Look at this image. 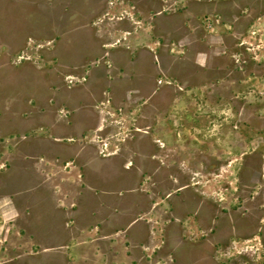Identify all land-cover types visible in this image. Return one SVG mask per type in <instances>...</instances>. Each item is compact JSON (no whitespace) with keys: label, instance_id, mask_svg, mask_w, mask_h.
<instances>
[{"label":"rangeland","instance_id":"1","mask_svg":"<svg viewBox=\"0 0 264 264\" xmlns=\"http://www.w3.org/2000/svg\"><path fill=\"white\" fill-rule=\"evenodd\" d=\"M214 1L0 0V264H264V0Z\"/></svg>","mask_w":264,"mask_h":264},{"label":"crops","instance_id":"2","mask_svg":"<svg viewBox=\"0 0 264 264\" xmlns=\"http://www.w3.org/2000/svg\"><path fill=\"white\" fill-rule=\"evenodd\" d=\"M227 2L226 0H219V1H214L213 2V6H211V11L210 12H213V13H217V14H220L222 16V18L224 20H227V15H228V12H230L231 16H235V15H238V14H242V12H237L238 9H241V10H246V11H249V10H252V4L256 1H249V0H241L240 2H235V1H230V3L233 5V8L231 9V11H226V8L220 6L222 5V3H225ZM200 7H202L200 5ZM200 10H203V9H200ZM204 11V10H203ZM180 14L183 15V18L184 20L186 21L187 18H188V15L185 14V12H181ZM229 20V19H228ZM171 22L168 21V24H170ZM184 26L185 25V22H184ZM183 26V27H184ZM188 26L187 28H182L183 30L187 31L188 30ZM220 32H221V35L224 36V38L226 37H229L230 35L228 34L227 31H225L224 29H220ZM202 34H199L197 36V42L196 44H199L201 45L202 47V52L201 53H204L203 49L209 51V52H214L216 51L214 48H213V45H214V40L206 33V31L203 29L201 31ZM238 35H244V32H237ZM186 38H188V33L186 34ZM142 40V39H141ZM139 40V39H132L130 41V50L132 51L131 53H129L127 60H123V61H120V62H115V66L117 68V70L121 73V75L124 76V78H128L131 79V78H134L135 79H139L138 78V71H137V66L140 62V60L138 59L139 55L136 54L139 50H141L142 48H145L147 51H149L150 49H148L147 47L151 46V43H148L147 45H142V41ZM200 45H195V52L193 54V63L195 64V68L194 69V74L196 76H202L203 73L206 72V70L211 66V68H213V62H210L208 63L206 60H200ZM216 46V45H215ZM218 46V45H217ZM101 48H104L103 45H101ZM119 52V51H118ZM120 52H123V51H120ZM134 52V53H133ZM190 60V59H189ZM105 68H100V69H97V70H93L92 73L90 74V77H89V84H88V87L86 90H89V93L88 95H85V94H82L86 99H87V96H88V99L91 98V97H97L98 95H94L93 91H94V88L98 86V84L101 86H106V85H110L112 84V89L113 88H117L119 85H121V87L125 86L126 85H129L131 84V81L128 82V81H124V79H116L114 82L113 81H108L106 80V72H105ZM203 77V76H202ZM202 77L200 79H202ZM105 80V81H104ZM126 80V79H125ZM204 81V80H203ZM201 81V83L203 82ZM130 86V85H129ZM99 87V88H100ZM128 87H126L125 90H127ZM78 95H81V94H78ZM77 96V94H76ZM76 148H80L79 145L78 147ZM78 151L76 152V154H78ZM87 179V178H86ZM89 191H83L84 195H86L84 198V201H85V204H89V202L91 200H94L95 202V199L93 194L90 192L91 191V187L88 188ZM92 197V198H91ZM97 205H99L98 208L96 209H88V210H85L84 211V214H87L89 217L90 215H92L93 213L95 212H104L105 209H103L102 211V207H104V204L102 203H98ZM91 206V205H90ZM102 215V213H101ZM100 217V216H99ZM99 219V218H98ZM111 231H116V230H111ZM211 243L210 242H205V241H197L195 243H192V242H187V243H184L182 242L181 244V247H180V258L184 261H187L190 262L192 261L191 259H193V257H195V254H200V256H198V260L197 261H202L204 263L206 262H209L208 259H209V255H206L205 257L203 256L202 254V251L203 250H210L211 248ZM207 254V252H206ZM110 261L112 262V264H123V259H122V256L121 255H115L113 257H110ZM203 263V264H204ZM188 264V263H186ZM192 264H195V263H192Z\"/></svg>","mask_w":264,"mask_h":264},{"label":"flooded vegetation","instance_id":"3","mask_svg":"<svg viewBox=\"0 0 264 264\" xmlns=\"http://www.w3.org/2000/svg\"><path fill=\"white\" fill-rule=\"evenodd\" d=\"M196 2H199V3H203V2H206V0H196ZM205 11V10H204ZM239 17H241L240 14H238ZM165 84H167L168 86L170 85L169 82H165Z\"/></svg>","mask_w":264,"mask_h":264}]
</instances>
